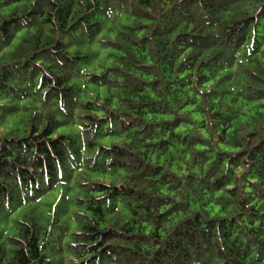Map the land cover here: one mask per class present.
Wrapping results in <instances>:
<instances>
[{"label":"trees","instance_id":"trees-1","mask_svg":"<svg viewBox=\"0 0 264 264\" xmlns=\"http://www.w3.org/2000/svg\"><path fill=\"white\" fill-rule=\"evenodd\" d=\"M0 264H264V0H0Z\"/></svg>","mask_w":264,"mask_h":264}]
</instances>
